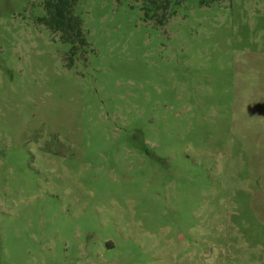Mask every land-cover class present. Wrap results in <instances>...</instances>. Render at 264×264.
I'll return each instance as SVG.
<instances>
[{
    "label": "rangeland",
    "instance_id": "rangeland-1",
    "mask_svg": "<svg viewBox=\"0 0 264 264\" xmlns=\"http://www.w3.org/2000/svg\"><path fill=\"white\" fill-rule=\"evenodd\" d=\"M147 1L0 0V264H264V0Z\"/></svg>",
    "mask_w": 264,
    "mask_h": 264
},
{
    "label": "trees",
    "instance_id": "trees-1",
    "mask_svg": "<svg viewBox=\"0 0 264 264\" xmlns=\"http://www.w3.org/2000/svg\"><path fill=\"white\" fill-rule=\"evenodd\" d=\"M76 1L77 0H44L43 7L46 11V16L39 18V21L52 32H58L61 40L71 45V54L75 51L76 42L78 43L79 40L84 42L81 20L73 12ZM147 2L150 5H147ZM147 2L143 3L144 14L146 17L153 18V13H150L151 9H157L161 6L157 5L158 3L156 0H149ZM66 58L68 61L66 65H71L70 56H66Z\"/></svg>",
    "mask_w": 264,
    "mask_h": 264
}]
</instances>
